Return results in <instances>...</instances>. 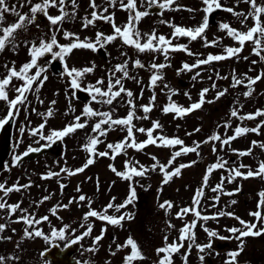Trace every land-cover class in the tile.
Instances as JSON below:
<instances>
[{"label":"rangeland","instance_id":"374dc122","mask_svg":"<svg viewBox=\"0 0 264 264\" xmlns=\"http://www.w3.org/2000/svg\"><path fill=\"white\" fill-rule=\"evenodd\" d=\"M24 1L26 3L22 8L18 0H6V3L9 6L16 5L17 11L21 14H30L31 5L27 3V0ZM109 1L95 0L97 8L93 9L90 6L91 0H76L75 7L71 3L67 8L65 7V11L69 13V16L56 26L51 25L43 14L38 13L35 23L29 25L26 31H17L15 36L16 46L13 47L10 44L4 51L0 52V78L6 76L8 68L13 65L19 70L23 64L30 61L28 44L31 42L39 44L41 39L50 40L53 33L59 44L72 42V38L63 39L65 32L75 33L81 40L87 37L92 41H95L96 38L93 29L101 30L105 35L113 34L112 24L102 19H97L87 28L83 27L85 17L91 19V13L94 10L98 14L113 16L116 25L123 27L128 22L129 12L120 7V0H116L114 6ZM36 2H39V0H36ZM124 2L126 3L127 0H124ZM259 2H264V0H258ZM157 3H163V0H157ZM220 3L223 8L231 7L236 12L247 14L250 10L249 4L244 3L243 0H240L239 3H237V0H220ZM148 7V0H137V10L149 12ZM204 7L203 0H175V3L170 8L164 9L162 12H149V15L142 18L139 24L136 25L142 36L144 33H151L155 30L157 36L164 35L172 41L173 45H181V40L186 39L182 45H187L188 52L183 50L169 51L167 60L162 52H139L134 47L125 45L120 38L105 44L106 58L99 52L90 49H75L66 58L69 68L82 69L95 65L94 70L91 73H87L80 81L81 87L86 88L88 85H95L97 80H103V84L99 85L102 90H107L110 74L114 71L115 66L128 61L127 70L129 77L132 78H123L122 84L133 93L131 99L135 104V114L137 117H141L133 120L135 128H151L153 121H159L162 128L157 129L153 134L154 136L162 134L169 138L179 137L184 141L185 146L189 147L193 146L194 142L200 144L199 155L196 152H192L176 158L173 165L169 167V171H172L174 167L180 164H189L191 161H196V163L191 167L182 169L181 174L174 176L167 184H161L164 177L158 167L152 170L151 166L156 163L152 157L154 156L160 163L166 164L172 153L178 151L180 146L162 147L150 144L143 150L127 148L113 160L110 158L112 153L111 150L107 149V145L124 140L127 136V129L123 126H114L106 136L100 137L103 142L98 144L96 149L98 152L109 151V156L95 157V163L76 175L69 176L66 172H61L62 168L75 170L84 165L89 153L83 146L88 142L90 136L96 135L92 132V125L101 118L82 116L85 102L74 97L73 90L70 88V78L64 74L63 65V74H56L51 70L48 61L44 60V57L38 60V64L41 67H46L47 71L51 73H43L41 79L43 75H47L50 78L40 87L39 92L32 90L27 93V101L19 106V115L15 116V121L16 117L17 121L15 123L14 138L12 139L13 144L7 156V168L0 174V183H5L6 186H12L17 184V182L20 185L31 184L27 189L22 188L19 192L9 193L5 199L9 204L19 202L21 208L27 209L30 214H35L37 219L48 216V221L33 225V228H39L45 234H50L52 228L59 229L56 225L61 224L63 227L65 224H70V229L75 231L69 230L66 233V239L59 241L65 242L70 238L81 235L86 230L87 224H92V232L89 236L82 239V247L79 251L83 264L86 261H90V264H106V262L124 264L123 257L130 252V248L117 251V245H123L129 236H132L137 241L146 257L142 261L134 262V264H156L159 257L155 250L164 246V237L167 236L168 243L174 241L179 243L180 229L186 223H191L192 220L196 219L191 213L178 218L177 213L184 207L192 206L193 197L197 189L203 185V178L208 167L216 163L218 158L228 163L226 168L217 169L221 173L212 172L208 178V183L210 178H212L211 185L214 188L221 183V178L223 177V190L222 192H213L212 188L205 187L204 195L200 200L201 215L210 217L215 215L216 218L207 221L197 220L196 227L193 229L195 234L194 242L188 239L183 241L184 246L179 252L173 254V264H185L184 256L186 253L187 264H225L228 259L227 253L236 250L239 245V243L233 242L234 246L231 248H223L224 244L222 243L225 239L222 240L219 237L227 238L231 233L227 231V225H225L224 218L226 215L221 218V216L216 214L221 212L223 201L225 205H229L232 201L238 202V205H236L237 210H229L228 212H244L242 208L251 206L252 202H256V199H258V189L254 190V188L255 186H264V178L259 181V177L247 179L236 177L235 182L229 183L227 179L229 170L239 168L241 172H246L249 168L255 171L257 167H254V164L251 165L250 162H246V158L243 156L238 157L237 161H231V156L238 155L237 148L229 145L228 148L221 149L220 145L215 141L203 142L214 131V127L220 122L225 111L224 102L227 100V96L223 95L217 99V93L224 91L227 84L232 85L233 81L229 79L231 76L239 74V76H236L237 78L245 79V77L255 78L264 74V60L253 53V43L246 42L243 50L235 56L220 61H213L207 65H200L191 71H180L185 63L192 65L199 59L207 58L209 54H226L224 51L226 47L240 46L237 41L227 35L226 30L220 29L219 25L221 23H228L232 28L245 32L254 24L251 17L242 24V17L238 18L224 10H216L212 13L215 21H209V26L204 33V37L208 41L218 40L215 46H205L204 38H197L193 41L185 36H172L173 26L185 28L199 26L205 15ZM58 8H54L53 12L49 8V15H59L60 11ZM105 8L108 9L106 13L103 12ZM189 9H192V11H189ZM73 12L75 13L74 16L72 15ZM14 20L13 14L5 13V21L2 26H7ZM261 20L264 21V15L261 16ZM25 42L28 43L26 44ZM141 42H143V39ZM54 51H58V48L54 47ZM189 52L193 54L189 55ZM137 59L144 65L143 68L134 66V62ZM253 61H256V63L254 64ZM152 63L168 65L164 69L158 70L163 78L157 81L155 86H150V77L157 71L151 69L150 65ZM35 71L36 69H32L29 74H34ZM197 73H199L198 76ZM121 77L122 73L116 72L115 76L112 77L113 83L116 78ZM193 77L196 78L193 79ZM65 79L69 80V82L64 81ZM246 82L247 79H245V84H247ZM22 83L23 81L21 80L13 79L8 89L9 98H15L17 95L15 88ZM214 84L215 87H213ZM253 86H255L252 91L254 97H245L243 95L244 90L241 91L245 102H251L249 106L245 107L243 115L248 111L252 113L251 110L255 106H259L258 110H264V76L256 81ZM36 87L37 84L34 83L33 89H36ZM118 88L119 86H116L113 91L118 90ZM204 88H208L209 91L205 95L206 102L200 109L183 117L176 116L172 112L164 113L163 108L170 102H175L183 107H188L192 103L197 102L200 98L199 94ZM244 88L245 90L247 89L245 86ZM185 93L188 95H185ZM153 95H155V100L151 101L152 111L145 114L141 106L148 105ZM33 99L37 100L33 101ZM128 99L129 97L122 93L111 105L96 103L91 101V99L87 104L95 111H111L113 118L116 119L127 115L130 110L127 104ZM53 100L56 101L55 105L51 104ZM207 101H212V103ZM34 102H36V105L33 104ZM49 107H52L53 115L46 118L41 114L47 113ZM232 109L233 107L229 106L225 113H227L228 119L234 120L235 117L230 116ZM7 111V104L4 101H0V118H3ZM145 115H147V119L143 118ZM76 116H81V122L87 120V126L83 129H77L74 133L64 137L63 151L60 154L46 153L37 159L13 164L14 156L21 155L29 146L38 147L47 142L40 140L39 136L30 135L32 128L38 127L47 119L43 130L44 135L47 136L51 131L61 130L73 123ZM245 123H249V121ZM21 126L25 129L23 135L20 133ZM103 127H107V125ZM197 128L200 130L196 131ZM216 133L222 138L227 137L224 126L217 128ZM134 135L137 142L147 139L146 133L134 132ZM261 139L262 143H264V138ZM213 146L216 148L215 152H213ZM125 161L132 163L138 161L137 167L144 165L149 170L143 177H133L132 180H125L117 176L109 167V165H112L117 171L124 172L126 171ZM243 162L248 168H240L238 164H243ZM49 171L58 172L60 175L50 179H42L41 177ZM61 184L65 185L64 191L61 190ZM130 185L135 187L138 194L136 197L141 205L140 207L137 205L138 210H135L131 203L120 209L119 212L115 208L109 209L108 214L119 216L127 213L131 214L132 219H125L121 225H111L94 217H90L87 221L84 220L85 213L89 211V199L92 202L91 207L97 211L103 210L109 202L114 205L122 204L128 198ZM241 185L244 186L242 188L244 189L243 193L239 192L241 195L235 196L233 199L231 198L232 195L227 197L225 193H232L237 188L241 190ZM77 187H79V191H77ZM2 195L3 193L0 192V196ZM80 195H84L88 199L80 202ZM217 195H219V201L214 200ZM44 196H50L51 198L37 206ZM254 197L255 199L252 200ZM113 198L115 199L113 200ZM69 201L73 202L70 204ZM165 201H171L173 207L171 209L161 208L160 204ZM245 201L248 206H241V203ZM57 204L68 205V207H61L57 210L56 215H52L49 210ZM225 209L228 208L225 207ZM135 211L137 219L133 218ZM260 211L264 215V208H261ZM21 215L22 213L17 211L9 218L7 209L0 210V223L7 225L4 231L0 232V256L6 258L5 264H44L46 259L40 256V252L49 242L42 237L33 236L26 238L24 230L28 226L22 221L15 222ZM53 220L56 225L52 223ZM229 222V228L232 225H237L236 222L230 219ZM169 223L174 225V227H168ZM81 225L85 227L82 228ZM33 228L28 230L32 231ZM205 228L217 232L218 236L211 238L212 248L205 249L201 253L196 248V245L207 244L210 239L204 230ZM102 229H106V231L103 239L95 245L98 251H87V249L94 247L93 241L95 237L101 235ZM9 237L10 239H8ZM259 239L257 242L254 239L244 242V250L237 258L238 264H264V236H260ZM190 243L192 247L189 251L188 245ZM255 250H257L256 253ZM112 253H115V255H112ZM201 255L204 256L203 261L199 258ZM10 256L18 257V260L7 259Z\"/></svg>","mask_w":264,"mask_h":264},{"label":"snow or ice","instance_id":"6c2138e0","mask_svg":"<svg viewBox=\"0 0 264 264\" xmlns=\"http://www.w3.org/2000/svg\"><path fill=\"white\" fill-rule=\"evenodd\" d=\"M71 3L73 7L76 6V0H39V2L33 3L32 0H27V3L31 5L30 7V14H21L19 11H17V6L12 5L9 6L6 3V0H0V52L4 51L5 48L8 45H12L15 47V36L17 31L19 30H27L29 25H32L35 23L37 14L41 13L43 14L47 20L50 22L51 25L56 26L60 24L66 17L69 16V13L65 11V7L67 3ZM240 0H237V3H239ZM244 3L249 4V12L247 14L243 12H236L234 8H223L222 4L220 3V0H203V4L205 7L203 8V11L205 13L202 23L195 27H180V26H173L174 31L172 33L173 37L178 36H185L189 37L190 40H196L197 38H204L205 39V46H215L218 43V40H212L208 41L206 37H204V33L206 29L209 26L210 16L212 13H214L216 10H224L227 12L232 13L233 15L239 17H242L241 23L244 24L249 17H251L254 21V24L252 27L248 28V30L245 31H239L235 28H232L228 23H221L219 25L221 30H226L227 35L238 42L240 45L239 47H226L224 55H212L209 54L207 58L205 59H199L196 61L195 64L189 65L185 63L180 69V71L188 70L191 71L193 68H197L200 65H207L210 64L213 61H220L224 59H228L232 56L237 55L240 53L246 42H252L254 47L252 49L253 53L257 56H259L262 60H264V21L261 20V16L264 15V2H259L258 0H243ZM110 3L114 6L116 3V0H110ZM175 3V0H163V3H159L157 5V0H148V6L152 7L153 5H157L161 9H167L170 8ZM93 9L97 8V5L95 3V0H91V5ZM20 7H24L23 4L20 5ZM59 7L60 14L59 15H49V8H56ZM120 7L126 11L129 12L128 22L123 26H117L113 16L111 15H103L98 14L97 11H93L91 13V19L85 17L83 27L87 28L89 25L93 24L97 19H102L105 21H108L112 24L113 28V34L111 35H105L102 32L96 33L95 41L90 40L89 38L85 37L83 40L80 39L79 36H77L75 33L65 32L64 36L65 38H72V42L68 44H59L57 41V38L55 34L51 36L50 40L41 39L39 41V44L32 42L29 47V54H30V61L23 64L19 70L16 69V67L13 65L11 68H8L7 75L3 78H0V101H4L8 106L7 114L0 118V129H3L5 125H7L15 116L19 115L20 112V105L25 104L27 101V93L33 90V84L36 83L37 87L35 89L36 92H39L40 87L43 86L44 82L48 79L47 75H43V78L41 79V76L43 73L46 72V67H41L38 64V60L42 57H44L46 54H51L52 60H59L63 63L64 67V74H66L70 78V88L72 90H79L81 88L80 81L82 78L87 74L91 73L94 70L95 65L91 67H85L82 69H78L76 67L69 68L66 63V58L73 52L75 49H90L92 51H98L100 48H103L105 44L111 43L112 41L116 40L117 38H120L122 42L125 45L132 46L135 49H137L139 52H145V51H153V52H162L165 56V59L168 58L169 51H177V50H183L185 52H188L187 45H173L172 41L168 38H166L164 35L157 36L155 30H153L151 33H144L143 36L140 33V31L137 29L136 25L139 24V22L142 20V18L149 15L148 11H140L137 10V0H127L125 3L124 0H120ZM108 9H103V12H107ZM189 11H192V9H189ZM5 13H11L14 15L15 20L11 24H8L7 26H2L5 21ZM72 15L74 16L75 13L73 12ZM143 39V42H141ZM26 44L28 42H25ZM54 47L58 48V51H54ZM193 53L189 52V55H192ZM51 63L50 61L48 62ZM255 64L256 61H253ZM128 61H125L123 64H118L115 66L114 71L110 74L107 90H102V88L99 85L103 84V80H97L95 85H88L84 90L90 94L91 101H94L96 103H103L111 105L113 101L120 97L122 93L126 94L127 97H129L127 104L130 108L127 115L122 118H113V113L111 111L101 112V111H95L89 104H85V107L82 112V116L84 117H100L94 125H92V132L96 135L90 136L88 138V142L83 146L84 149L89 153L88 159L84 163V165L80 168H77L75 170L62 168L61 172H66L69 176L76 175L77 173L83 172L86 168H88L90 165L95 163V157H105L109 156V151H103L98 152L96 149V146L103 141L100 139V137L106 136L110 130L114 126H123L127 129V136L124 138V140L119 141L115 144L109 143L107 145V149L111 150V159H115L117 155H120L122 152L125 151L127 148H134L137 150H143L147 145H157L162 147H174L179 145L180 148L178 151H174L171 155V157L168 159L166 164L160 163L158 160H156V157H152L156 163H154L151 167L152 170H155L157 167L159 168L160 172L163 174V184H167L174 176H179L181 174V170L187 167H191L196 163V161H191L189 164H180L177 167H174L172 171H169V167L173 165L174 161L177 157H180L182 155H186L188 153L196 152L197 155L198 149L200 147V144L197 142H194V145L189 147L185 146L184 141L180 139L179 137H173L169 138L164 135H156L154 136V132L157 129H161L162 125L159 123V121H153L151 128H135V125L133 124L134 119H140L141 117H137L135 114V104L133 100L131 99L133 97V93L126 89L122 84L123 78H132L129 77V73L127 70ZM135 67L143 68L144 65L140 62V60H136L134 62ZM168 65L166 64H157L152 63L150 65L151 69L157 70L153 73V75L150 77V86H155L157 81L161 80L163 77L161 74H159L160 69H164ZM7 67V66H6ZM36 69L34 74H29L30 70ZM116 72L122 73L121 78H116L115 82L113 83L112 77L115 76ZM199 73H197V76ZM264 76L258 75L255 78L252 77H245L247 79V84H245V79L237 78L233 76V83L232 87L235 88L240 85H244L248 88V91L244 92L243 95L245 97H248L252 94V85L256 83V81L260 80ZM18 79L23 81V83L15 88V92L17 95L15 98L10 99L9 98V86L12 84L13 79ZM196 77H193L195 79ZM119 86L118 90L113 91V89ZM215 87V84L213 85ZM209 91L208 88H204L200 92V98L197 102L192 103L188 107H183L180 105H177L175 102H170L168 105H166L163 108L164 113H175L176 116L183 117L189 113L194 112L195 110L200 109L205 101V95ZM227 92V89L224 91H220L217 93V99H219L221 96L225 95ZM185 95H188L185 93ZM190 99V97H189ZM155 100V95L152 96L150 103L148 105H142V110L145 114L152 111V103L151 101ZM208 103H212V101H207ZM43 103V101H41ZM56 101L53 100L51 102L52 105H55ZM44 115L46 118L51 117L53 115V109L52 107H49L47 113L41 114ZM231 117H237L240 120H254L258 116H264V110H257L255 113H249L244 116H240L239 112L236 108H233L230 112ZM144 119H147V115L143 117ZM47 122V119H45L44 123H41L38 127L32 128L30 130V135L32 136H39L40 140H45L48 143L44 144L43 147L48 148L51 147L52 144H54L57 140H62L65 136L69 135L70 133H74L77 129H83L87 126V120L84 122H81V116H76L73 123L65 126L61 130H53L51 131L47 136L44 135L43 130L45 128V124ZM104 125H107V127H103ZM261 125H264V121H261L260 125H257L254 128H247V127H240L237 126L234 130V135L228 136L225 139H221V136L218 133H214L213 135L209 136L207 140H205L203 143H208L209 141H220L221 147L224 145L230 144L231 141L235 140L237 137L244 135L248 132H254L258 133L260 131ZM229 124H225L224 127H229ZM200 129L197 128L196 131H199ZM25 129L23 126L20 127V133L23 135ZM134 132H140V133H146L147 139L141 142H137ZM191 135V133H189ZM39 143V141H37ZM253 146L257 144L256 141L252 142ZM260 148H264V143L259 144ZM40 148H33L31 146L28 147V149L21 155L14 156L13 164L19 163L23 157L29 155V153L32 152H39ZM216 151L215 146H213V152ZM236 151V150H233ZM252 149H248L243 152H239L238 155L240 156H247L251 155ZM228 162L225 160H222L220 158L217 159V162L210 165L207 169V172L203 178V185L197 189L195 196L193 197L192 206L191 207H184L180 210V212L177 213L178 218H182L183 216L188 215L191 213L196 219L192 220L191 223H186L183 228L180 229V236H179V243L172 242L168 243L167 236L164 237L165 244L163 247L157 248L156 254L159 257L156 264H173V254L180 251V249L184 246L183 241L186 239L191 240L194 242L195 240V234L193 229L196 227L197 220H204L207 221L209 219H215L216 216H207V215H201L200 211V200L204 195V188L207 187L208 184V178L211 175V173L220 168H225L226 164ZM139 162L132 163L130 161H125V168L126 171L119 172L116 170L115 167L112 165H109L111 170L116 173L117 176L122 177L125 180H132L133 177H143L146 175L147 171L149 170L144 165H139L137 167ZM5 167H7L5 165ZM240 168H248L247 165H240ZM60 173L58 172H51L49 171L46 175L42 176V179H50L54 176L58 177ZM236 177H243L245 179L250 177H261L264 178V161H261L259 163L258 168L253 171L250 168L246 172H241L239 168H233L229 170V176H228V182L231 183ZM223 180L224 178H221V183L217 184L214 188H212L213 192H222L223 190ZM31 186V184H25L20 185L18 182L17 184H13L12 186H6L5 183H0V192L3 193L2 196H0V210L7 209L9 218L15 214L17 211H20L22 213L21 216L17 218L15 222H24L28 227L24 230V236L26 238L31 237H42L45 241L49 242L50 247H55L56 245L52 243V241L55 240H65L66 239V233L71 230L75 231L74 229H70V225H63V227L56 229L52 228L50 234H45L42 230L39 228H33V225H39L44 221H48V216H43L40 218H36L35 214L28 213L27 209L21 208V204L15 203V204H9L5 197L9 195V193L12 192H19L22 188L27 189ZM61 190L65 187V185L61 184ZM79 187H77V191H79ZM236 192H239L240 189L237 188L235 190ZM226 195H233L234 193H225ZM260 200L258 202L257 208L260 209L264 207V191H261L259 194ZM50 196H44L37 204H42L44 201L49 200ZM86 199H88L84 195L79 196V201L83 202ZM115 198H113L114 200ZM136 199V190L135 187L130 185L129 195L128 198L124 201V203L119 205H114L112 202H109L101 211H97L91 207V200H88L89 204V211L85 213L84 220L87 221L90 217L97 218L101 221H105L108 224L111 225H121L122 221L125 219H132L131 214H122L119 216H113L108 214V210L115 208L117 212L120 211V209L126 207L128 204H131ZM214 200L219 201V195L214 197ZM73 201H69L71 204ZM232 203H235V201H232ZM61 207L67 208L68 205H59L57 204L53 208H51L49 211L52 215L57 214V210ZM161 208H167L171 209L173 207V204L171 201H165L164 203L160 204ZM216 215L219 216H233V213L231 212H220ZM251 216L256 218V223L248 222L245 220L240 219L239 217H235L237 220H239L240 225H242L241 228L232 227L229 228L228 231L234 235V238L240 241L238 247L234 251H230L227 253L228 259L225 261V264H238L237 258L240 256V254L244 250V238L247 237H260L264 236V215H262L260 210H257L255 212L250 213ZM7 227L6 224L0 223V232H3L4 229ZM81 227H85L84 225H81ZM168 227H174V225H171L169 223ZM29 228H33L32 231H29ZM93 225L87 224L86 230L81 233V235L75 236L74 239L69 241V244H76L80 240H82L84 237H87L92 232ZM208 236H209V242L207 244L203 245H196V248L199 250V252L203 253L205 249H211L212 248V240L211 238L217 237L218 234L215 231L208 230L207 228L204 229ZM14 231V230H13ZM106 229L101 230V235L95 237L93 244L94 247L87 249V251L90 252H96L98 249L95 247L96 244L99 243L103 239V235ZM10 239V237L8 238ZM219 239H229L225 237H219ZM66 247L68 245H65ZM192 244L190 243L188 245L189 251L191 250ZM125 248H130V252L123 257L124 264H134L136 261H142L146 257L143 254L141 247L137 243V241L132 237L129 236L127 240L124 242L123 245H117V251H120ZM49 253V249H46L45 252L41 253V256L44 257L46 254ZM163 254V255H161ZM112 255H115V253H112ZM200 260L203 261L204 256L201 255ZM7 259L10 260H18V257H8ZM6 258L4 256H0V264H5ZM185 264H187V253L184 256ZM84 264H90V261L84 262ZM106 264H110V262H106Z\"/></svg>","mask_w":264,"mask_h":264},{"label":"water","instance_id":"95a60500","mask_svg":"<svg viewBox=\"0 0 264 264\" xmlns=\"http://www.w3.org/2000/svg\"><path fill=\"white\" fill-rule=\"evenodd\" d=\"M150 9L151 10L160 9V7H158L157 5H154L150 7ZM77 95L85 99L88 98V94L83 90H78ZM11 123H12V120L7 125H5L4 128L0 132V171H2L5 167L3 165V161L6 157V150L10 143ZM38 153L40 152L29 153V155L23 157L22 159L34 157ZM77 247H78V243L71 244L65 250H60L56 247L49 249V254L53 258L52 264H77L76 259L71 257V253L75 251Z\"/></svg>","mask_w":264,"mask_h":264}]
</instances>
